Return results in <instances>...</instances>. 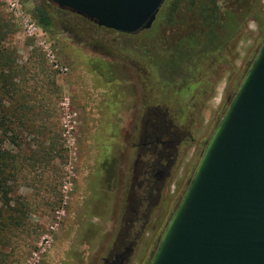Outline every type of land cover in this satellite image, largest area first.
<instances>
[{
  "label": "rangeland",
  "instance_id": "rangeland-1",
  "mask_svg": "<svg viewBox=\"0 0 264 264\" xmlns=\"http://www.w3.org/2000/svg\"><path fill=\"white\" fill-rule=\"evenodd\" d=\"M174 1L168 15L162 8L151 32L128 36L48 0H0V103L3 141L12 155L9 195L0 198L7 222L0 223V264H104L118 252L125 231L144 239L149 234L150 241L147 249L143 240L136 245L128 264L150 263L209 139L264 44L260 0ZM199 1L220 6L224 21L230 12L241 16V47L226 53L221 67L237 85L219 97L222 104L202 110L188 125L172 160L162 159L167 174L157 184L154 164L160 158L142 146L150 111L145 106L172 107L185 126L186 99L204 79L195 77L213 65L204 59L223 51L202 52L195 38L178 34L176 47L157 57L176 33L201 30L194 9ZM38 7L53 18L49 32L32 15ZM205 11L213 15L211 8ZM234 27L221 29L223 48L231 45ZM177 49L178 55L169 56ZM165 57L174 62L170 79L160 71ZM191 57L197 61L190 66ZM183 71L193 77L181 78Z\"/></svg>",
  "mask_w": 264,
  "mask_h": 264
},
{
  "label": "water",
  "instance_id": "water-1",
  "mask_svg": "<svg viewBox=\"0 0 264 264\" xmlns=\"http://www.w3.org/2000/svg\"><path fill=\"white\" fill-rule=\"evenodd\" d=\"M98 26L150 29L165 0H48ZM149 264H264V44Z\"/></svg>",
  "mask_w": 264,
  "mask_h": 264
},
{
  "label": "flooded vegetation",
  "instance_id": "flooded-vegetation-1",
  "mask_svg": "<svg viewBox=\"0 0 264 264\" xmlns=\"http://www.w3.org/2000/svg\"><path fill=\"white\" fill-rule=\"evenodd\" d=\"M262 2V4H264V0H260ZM174 0H165L164 4L162 5L159 13H161V10L163 7H165V9L167 10V15L169 10H173V6H174ZM213 3H216L215 0H212ZM205 3H202L201 1L196 2V6L194 7L195 9V13L197 15V21L198 24L200 25L199 28H201V30L199 29L198 33L196 35H187L184 33H176V36L173 37V42L171 41H167L165 43V48H163V53L162 55L166 52V48H172V47H176V44L178 42V34H182V35H186L190 38H195V41L197 43V48L200 51H204L206 48L212 47L213 49H208V54L210 53H215L217 54L219 51H222V53L218 54L217 56H213L210 58H205L207 52H205V54L202 56L204 61L207 59L206 62L209 61L208 64H213L211 67H209L208 71H206L205 73H201L199 74L197 77H195L197 79V81H199V77L200 78H204L200 85L196 88V90L190 95V97H188L186 100H188V107L190 109V112L188 113V117H187V123L185 124V126H180L177 122L178 118L174 117V113L172 114L170 109L168 107H166V110L160 109L159 106H154L156 104H150L145 106L146 109L150 110L149 112L145 113L146 114V130H145V138L143 140L142 146L144 148L147 147H152L155 148L153 146V141H156V137L157 134L162 130L164 132H169V135L171 137V140L169 142H167L162 149H154L156 150L158 153H160V161H158L157 165L160 166V170H158V172L156 173V178L158 183L160 184V182H162L165 177H166V169L162 163V159L166 158L171 159L174 157V153L175 150L177 148V146L179 145L182 137H185L186 135V128L188 127V125L190 123H193L195 121H197L198 117H200V113L202 110L206 109V105H208V103L212 100L215 99V95L216 92L215 90L217 89V87H222V89L224 90V98L227 94V90L229 89V87H231L232 89L236 87L237 82H236V78H231V75L229 74L227 76V78L225 77V73H223V69L221 67H224V64L228 58L226 57V53L228 52H234L236 50H239L241 47V43L239 41L238 38V27L239 25H241V16L240 14H237L235 12L233 13H228L226 16V20L224 21L222 19V13H220L221 7L220 6H215L213 5V7H204ZM169 8V9H168ZM211 8V12H213V15L209 16L206 13V9ZM175 10V9H174ZM159 13L157 15V17L159 16ZM218 15V16H217ZM166 17V16H165ZM165 19V18H164ZM156 21L154 22V24L152 25V27L150 29H142L136 33H123V32H118L119 34L122 35H128V36H135L140 34V32H151L153 26L155 25ZM229 23L233 24L234 27V32H233V37H232V42L230 46H226L225 48H223L224 46H222V35L224 33H222V30L224 27H226ZM54 24V22H53ZM243 25V24H242ZM219 27L218 32L215 35H212L211 32L213 30H215V27ZM53 27V26H52ZM52 27L50 28V31L52 29ZM104 28V27H102ZM107 29V28H105ZM204 29V33L202 32ZM111 30V29H108ZM115 31V30H112ZM117 32V31H115ZM141 32V33H142ZM202 34V36H201ZM207 35V37L205 38L204 43L202 42L201 38ZM204 36V37H205ZM219 44L218 47H216V45ZM225 44V43H224ZM201 45V47H200ZM206 47V48H205ZM218 50V51H217ZM178 52H180V50H177ZM139 53V51H137ZM148 57V56H146ZM150 58V57H148ZM151 59V58H150ZM202 60H200L199 62H201ZM198 62V63H199ZM203 62V61H202ZM201 62V63H202ZM230 65L231 67L234 69V67H236L237 65L232 64V60L230 61ZM138 68V67H137ZM222 69V70H221ZM230 73V72H229ZM192 76V75H191ZM193 77V76H192ZM190 77V78H192ZM217 91V90H216ZM231 100V95L227 96L226 101H230ZM232 101V100H231ZM223 102V101H222ZM222 104V103H221ZM162 105V103L160 104ZM155 108V109H154ZM162 108V107H161ZM154 120H160L162 121V123H165L162 127H160L159 129H154V124L153 121ZM173 122H175L173 124ZM172 123V125L170 124ZM156 128V127H155ZM178 142V145H175V143ZM184 141L181 143L183 144ZM174 161V160H173ZM171 163V162H170ZM159 168V167H158ZM135 211H138V208L136 207ZM134 219H131L128 223V226L131 227L134 225ZM149 235V234H148ZM147 238V237H146ZM145 238V239H146ZM144 239V235L140 236L139 233H136L133 237L130 235V233H128L127 231L124 232V234H122L121 238H120V246L118 247V252L115 254L114 258L112 260L108 259V258H104V264H128V262L130 261L135 247L136 245L141 241V240H145Z\"/></svg>",
  "mask_w": 264,
  "mask_h": 264
},
{
  "label": "trees",
  "instance_id": "trees-1",
  "mask_svg": "<svg viewBox=\"0 0 264 264\" xmlns=\"http://www.w3.org/2000/svg\"><path fill=\"white\" fill-rule=\"evenodd\" d=\"M37 13H32V15L34 16L35 20H36V23L46 32H49L50 28L53 26V18L52 16L50 15V13L48 12V10H45L44 8H40L38 7L37 9ZM218 16V15H217ZM142 32V31H141ZM140 32V33H141ZM212 35H215L216 32L213 30L211 32ZM207 37V35L205 36V38ZM174 48V47H172ZM178 50V49H177ZM177 50L174 51L173 55L172 54H169V56H174V55H178V52ZM146 55L149 54L148 51H145ZM168 54H166V52L161 55V56H157V57H164V56H167ZM178 58V56H176ZM171 58V57H170ZM197 57H191L187 62L188 64H190L191 66V63H193L192 61L196 62ZM173 59V58H171ZM196 59V60H194ZM200 59V58H199ZM198 59V60H199ZM164 63H160L161 64V67H160V71H161V74L164 78H168L170 79V75L168 73V70L173 67V61L169 62L167 61V58L165 57L164 59ZM191 61V62H190ZM162 62V60L160 61ZM190 62V63H189ZM163 64V65H162ZM187 77H191V74L188 72V71H183V73L181 74V78H187ZM1 92V91H0ZM4 104L3 103H0V198L3 199V198H7L8 195H9V185H8V182H7V177L9 176V168H10V164H11V154L8 152V150L5 148V145H4V141H3V133H4V127L6 125V121H5V115H4ZM153 124H154V129H159L160 127H162L165 123H162V121L160 120H154L153 121ZM163 124V125H162ZM156 127V128H155ZM171 140V137L169 135V132H164V131H160L158 134H157V137H156V141H153V146L156 148V149H162V147ZM175 145H178V142L175 143ZM149 148H151L152 150H154L155 148H152L149 146ZM155 155L159 156L160 157V153H158L156 150L153 151ZM160 161V159L158 160ZM158 161L154 164V166L157 168H155L156 172H155V179L157 180L156 178V173L158 172V170H160V166L157 165ZM163 165L166 166V164L162 161ZM16 163L13 164V166H15ZM159 167V168H158ZM3 218V220L1 219ZM5 218L3 216V212H2V209H0V223L4 224V225H7V222L4 221Z\"/></svg>",
  "mask_w": 264,
  "mask_h": 264
},
{
  "label": "crops",
  "instance_id": "crops-1",
  "mask_svg": "<svg viewBox=\"0 0 264 264\" xmlns=\"http://www.w3.org/2000/svg\"><path fill=\"white\" fill-rule=\"evenodd\" d=\"M223 95H224V90L223 89H221V91L218 93V94H216V96H215V99L214 100H212V101H210L209 103H208V105H206V108L208 109V108H212V107H216V106H219L220 104H221V101H219V97L220 98H222L223 97ZM183 100H185V98H183ZM156 105H154V106H166L167 107V105H158L157 103H155ZM170 111H171V113L173 114L174 112H173V110H172V107H171V109H170ZM190 112V111H189ZM174 116V115H173ZM174 117H176L177 118V116H174ZM178 121V120H177ZM178 123V122H177ZM179 124V123H178ZM147 237L149 236L148 234L146 235ZM143 242H146V245H145V248L147 249V247H148V245L150 244V241H149V239L148 238H146L145 240H143ZM148 244V245H147ZM153 243L151 244V250H150V252H151V254L153 253V251H152V249H153ZM134 254V253H133ZM148 254H150L149 252H148ZM136 257V256H135ZM143 257H145V256H143Z\"/></svg>",
  "mask_w": 264,
  "mask_h": 264
}]
</instances>
